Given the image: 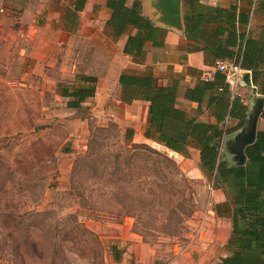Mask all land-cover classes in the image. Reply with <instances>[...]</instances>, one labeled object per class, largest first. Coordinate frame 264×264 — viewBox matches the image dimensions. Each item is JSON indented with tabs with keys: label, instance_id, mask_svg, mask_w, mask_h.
Returning a JSON list of instances; mask_svg holds the SVG:
<instances>
[{
	"label": "rangeland",
	"instance_id": "obj_1",
	"mask_svg": "<svg viewBox=\"0 0 264 264\" xmlns=\"http://www.w3.org/2000/svg\"><path fill=\"white\" fill-rule=\"evenodd\" d=\"M66 1H29L32 17L24 25L34 28L36 43L24 62L10 36L22 35L23 22L17 15L0 20V264H91L98 244L89 236L84 241L81 226L98 236L104 264H219L231 221L214 211L226 197L202 170L199 151L186 158L144 142L142 115L129 123L121 111L114 119L103 112L110 99L104 108L92 101L86 110H72L60 96L59 84L74 87L76 75L86 73L102 78L104 97L129 61L123 41H102L100 11L80 32L64 35ZM14 7L0 0V14ZM99 47L112 53L110 63L92 56ZM130 126L134 143H147L176 168L154 169L151 159L133 156L124 139ZM234 133L220 148L230 165L236 163L229 149ZM112 215L119 220L107 219Z\"/></svg>",
	"mask_w": 264,
	"mask_h": 264
},
{
	"label": "trees",
	"instance_id": "obj_2",
	"mask_svg": "<svg viewBox=\"0 0 264 264\" xmlns=\"http://www.w3.org/2000/svg\"><path fill=\"white\" fill-rule=\"evenodd\" d=\"M86 2L87 0H74L73 9L68 15L70 21L67 20L69 28L72 29L77 24V14L84 10ZM107 8L110 11V18L106 26L110 29L111 39L118 42L127 35L123 53L132 57L135 63H144L147 43L154 47L164 45L166 31L156 27L150 19L142 15L140 0H107ZM209 12L217 13V16L220 15L219 20L224 19L230 27L234 26L235 19L225 14V10L211 8ZM198 30V22L186 18V38L190 41L197 40ZM225 32L226 30H221L215 38L225 35ZM236 42V35L231 30L224 39H218L216 48L211 51L215 60L232 59L236 55L234 54ZM242 42L244 46L241 47L236 62L242 69L252 70L253 83L259 87L260 94L264 97V70L257 69L264 65V43L258 44L253 39ZM257 45L260 46L259 49ZM210 49L205 47L206 51ZM82 80L91 85L69 88L59 84L60 96L69 99L67 106L70 109L80 110L85 100L95 96L97 78L82 76ZM120 86L123 100L142 99L149 103V122L145 137L186 158L190 157L191 149H197L202 170L211 176L214 188L224 193L226 202L217 204L214 211L219 217L230 219L232 231L226 245L228 255L222 257L219 264H264V131L259 130L255 142L246 147L247 161L244 165H230L221 158L220 148L223 139L244 125L248 110L240 96L232 95L224 76L216 73L213 80L201 79L184 93L186 100L198 104L197 111H201L205 104L215 123L189 118L187 112L177 106L178 81L168 86L160 85L158 79L151 75L141 77L122 74ZM261 118L264 119V108ZM227 119L238 120V126L225 128ZM133 134V130L129 129L124 137L127 148L132 149L133 156L139 158L145 156L147 161L151 159L154 169L163 164L176 168L174 161L149 145L134 143ZM120 157L116 155L115 161ZM77 167L76 164L74 174ZM31 215H37V212ZM70 218L79 222L75 216L71 215ZM97 219L103 220V217L97 216ZM107 219L119 220L118 216L113 215ZM81 227L83 237L89 236L98 244L91 264H95L98 259L104 264L103 247L98 236L88 231L86 227ZM53 238H56V235L50 237L51 240ZM84 241L89 242V239L84 237ZM117 253L118 249L112 247L115 262L122 259L120 253L119 255Z\"/></svg>",
	"mask_w": 264,
	"mask_h": 264
},
{
	"label": "crops",
	"instance_id": "obj_3",
	"mask_svg": "<svg viewBox=\"0 0 264 264\" xmlns=\"http://www.w3.org/2000/svg\"><path fill=\"white\" fill-rule=\"evenodd\" d=\"M29 1L30 0H12L15 6L14 8L16 9H13L14 11L10 13L9 9L6 10L5 8H2L1 11L3 14H0V20L2 18L12 20V18L17 15L16 19H20L21 23L23 22L22 28L24 30H21V32L23 31L22 35L19 37L16 36L17 34L15 36L10 35L13 37L14 41H17L15 51L16 53L18 52L17 57L22 60V62H24L27 57L31 56L30 48H32L36 43L34 28H32V26L24 25L28 23L32 17L31 10L29 8L31 7ZM153 1L154 0H140L142 6V15L150 19L156 27L166 31L164 45L162 47H154L152 44L147 43L145 46L146 58L142 64L135 63L132 57L127 56L129 61L119 71V75L116 79L113 89L108 88L107 93L104 94V97L100 95L101 92L104 93L102 78L96 75H89L86 73L78 74L76 75L78 83H75L73 85L74 87L68 85L64 86L69 88L88 87L91 85V83L84 82L82 80V76L96 77L97 83L95 96L85 100V102L82 103L81 109L84 107V110H86V106H89V102L92 101L98 102L99 105L103 104L102 108H104L105 104L110 99L111 101H109L108 106L104 108L103 112L110 115L112 118L117 119L118 113L122 111L124 113V118L129 123H131L130 120H136L134 118H137V115H142V119L144 120V128H142L143 131L141 133L144 136V142H146V140L148 142H155L145 137V131L149 122V103L142 99H132L130 101L122 99V88L120 86V77L122 74L141 77L151 75L158 79V83L160 85L171 86L174 81H178L179 88L177 106L183 111L187 112L189 118H194L207 123H215L214 117H212L210 111L206 109L205 104L203 105L201 111H197L198 104L188 101L184 98L185 90L187 88L194 87L197 83H199L201 81L202 73L213 67L216 61H220L215 60V56L211 51L216 48L215 44L217 43L218 39H224L227 36L229 30H231L237 38L236 46L234 47V54L236 55L232 59H225L222 61L236 62V58L241 52V47L244 46V42L242 41L246 39H253L257 41L258 44L264 43V0H181V17L183 22V31L181 32L174 29L161 27L155 23L152 9ZM73 2L74 0L66 1L64 10L61 12V19L63 22L66 20L70 21L68 15L71 12L70 9H73ZM211 8L222 9L223 11L225 10V14H228L235 19V22L233 23L234 26L230 27L224 19L219 20L220 15L217 16V13L209 12V9ZM97 11H100V13L102 12L105 15L103 26L101 28L103 31V34L101 35L102 41L106 42V45L107 43L109 44L114 42L110 37V29L106 26V22L110 18V11L107 8V0H87L84 10L77 14L76 23H78V30L76 28L77 24L72 29L66 27V32L63 31L64 35L66 34L68 36L70 33H74L75 31L80 32V30L83 28V23L86 21L93 23L94 19L97 17L94 16ZM86 17H89L88 20H86ZM186 18L191 19V21L193 19L198 22L199 30L197 34V40L195 41H190L186 38ZM105 30L107 31V34L105 33ZM221 30H226L225 35H221L216 39L215 37L217 33L221 32ZM2 39H7V37H3ZM126 39L127 35L123 36L119 40L120 42L123 41L122 50L124 48ZM25 41L26 43L24 44ZM23 45H26L27 49L21 48L24 47ZM205 47L208 49L211 47L213 48L206 51ZM259 48L260 46L257 45V49ZM92 52V56L95 55L100 57L98 61L101 60V57H106L109 63L111 59H113L111 56L112 53H110V51L106 48H95L92 50ZM255 57L257 56L255 55ZM261 66L262 67H258L257 69L264 70V65ZM111 67H113V63ZM244 71L245 74H249L250 85L245 84L241 86L237 92H235L236 94L233 92L231 93L234 96H240L245 105H247L248 117L251 113L254 102L257 99H264V97L260 94L259 87L255 86L253 83L252 70ZM117 88L119 92L118 96ZM243 95L246 96V99L243 98ZM111 98L113 99L114 103H112L113 101ZM64 99L67 100L68 103L69 99ZM94 105L96 104L93 103L91 105V111L93 110L95 112L96 108L93 107ZM227 124H229L231 128H236L239 124V121L230 119ZM130 128L133 130V132L136 129V127L133 126H130ZM259 130L264 131V119L261 117L258 120V131ZM227 255L228 252L225 253L223 257Z\"/></svg>",
	"mask_w": 264,
	"mask_h": 264
},
{
	"label": "water",
	"instance_id": "obj_4",
	"mask_svg": "<svg viewBox=\"0 0 264 264\" xmlns=\"http://www.w3.org/2000/svg\"><path fill=\"white\" fill-rule=\"evenodd\" d=\"M154 20L159 26L177 31H183L181 17V0H154L152 4ZM250 85L249 74H244L243 85ZM264 108V99H257L252 107L250 115L246 118L244 125L235 131L234 141L230 143V152L236 163L232 165L241 166L247 161L246 147L252 145L257 137L258 120ZM232 134V133H231ZM225 140V139H224ZM174 153V152H172Z\"/></svg>",
	"mask_w": 264,
	"mask_h": 264
},
{
	"label": "built area",
	"instance_id": "obj_5",
	"mask_svg": "<svg viewBox=\"0 0 264 264\" xmlns=\"http://www.w3.org/2000/svg\"><path fill=\"white\" fill-rule=\"evenodd\" d=\"M216 73H221L224 76L230 91L235 93L241 87L245 71L234 61H217L213 67L202 73L201 79L204 81L213 80ZM229 121L230 119H227L225 124Z\"/></svg>",
	"mask_w": 264,
	"mask_h": 264
}]
</instances>
